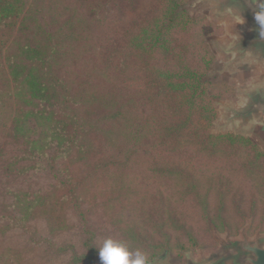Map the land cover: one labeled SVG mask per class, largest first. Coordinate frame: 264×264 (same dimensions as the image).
<instances>
[{"label":"trees","instance_id":"16d2710c","mask_svg":"<svg viewBox=\"0 0 264 264\" xmlns=\"http://www.w3.org/2000/svg\"><path fill=\"white\" fill-rule=\"evenodd\" d=\"M183 1L0 0V169L45 171L68 199L73 170L99 178L128 165L119 159L147 152L152 134L188 155L164 165L185 178L180 202L192 214L243 211L234 185L264 193V152L207 131L211 27L177 11ZM182 32L195 48L176 40Z\"/></svg>","mask_w":264,"mask_h":264},{"label":"rangeland","instance_id":"374dc122","mask_svg":"<svg viewBox=\"0 0 264 264\" xmlns=\"http://www.w3.org/2000/svg\"><path fill=\"white\" fill-rule=\"evenodd\" d=\"M178 6L177 11L211 27L204 32V44L214 59L202 76V82L210 84L207 96L216 112L208 133L250 139L264 152V142L252 131L223 127L225 107L241 104L242 89L264 72L247 65L222 68L227 57L220 46L235 30L244 29L243 23L234 16L218 18V5L211 0H184ZM189 35L182 32L176 37L183 48L193 45ZM204 49L199 48V54ZM183 52L191 57L192 53ZM156 143L151 134L147 152H137L128 161L119 159L128 165L103 170L99 178L95 174L86 178V171L73 170L78 178L69 186L68 199L55 193L57 183L45 171L28 169L19 175L0 169V264H99V248L107 238L123 242L132 252L139 250L146 264H166V260L186 264L189 258L220 253L218 238H237L245 226L250 237L264 234V193L254 196L257 190L245 183L244 189L234 185L244 195L241 212L232 207L222 218L212 213L202 219L186 203L183 207L180 192L185 190V178L172 174L164 164L174 158L186 161L188 155L161 149Z\"/></svg>","mask_w":264,"mask_h":264},{"label":"water","instance_id":"95a60500","mask_svg":"<svg viewBox=\"0 0 264 264\" xmlns=\"http://www.w3.org/2000/svg\"><path fill=\"white\" fill-rule=\"evenodd\" d=\"M218 5L216 16L239 19L244 29L235 30L234 36L224 45L221 52L227 57L222 68L234 69L247 65L250 69H264V37L260 35V26L255 16L264 10V0H211ZM242 103L226 106L228 115L223 124L224 128L232 127L243 132L252 131L259 140L264 142V72L252 82L249 87L242 89ZM220 253L189 258L186 264H264V234L254 237L248 235L245 226L240 236L231 238L219 237ZM166 264H172L166 260Z\"/></svg>","mask_w":264,"mask_h":264},{"label":"clouds","instance_id":"9594fccd","mask_svg":"<svg viewBox=\"0 0 264 264\" xmlns=\"http://www.w3.org/2000/svg\"><path fill=\"white\" fill-rule=\"evenodd\" d=\"M255 19L260 26V35L264 37V10ZM98 259L99 264H146V257L139 250L132 252L126 244L113 238L103 241Z\"/></svg>","mask_w":264,"mask_h":264}]
</instances>
